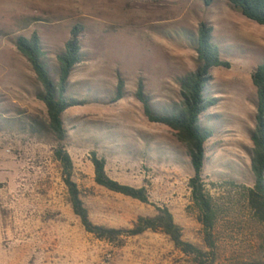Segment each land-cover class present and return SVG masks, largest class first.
Listing matches in <instances>:
<instances>
[{
	"label": "rangeland",
	"instance_id": "obj_1",
	"mask_svg": "<svg viewBox=\"0 0 264 264\" xmlns=\"http://www.w3.org/2000/svg\"><path fill=\"white\" fill-rule=\"evenodd\" d=\"M211 29L228 69L214 68L206 93L215 101L200 122L212 132L202 181L216 221L214 264H264V224L248 201L255 127L254 69L264 64V27L243 18L227 0H0V264H194L160 233L119 237L113 243L86 233L73 215L59 144L48 128L42 93L16 39L35 34L54 79L56 57L80 27L81 63L68 80L76 106L62 116L60 144L71 182L92 225L128 230L139 217L165 207L182 240L204 252L190 199L193 177L186 148L174 132L149 123L136 100L138 84L158 113L180 104L178 80L197 68L193 40ZM122 84V98L112 103ZM107 177L144 188L148 204L94 183L91 154Z\"/></svg>",
	"mask_w": 264,
	"mask_h": 264
},
{
	"label": "trees",
	"instance_id": "obj_2",
	"mask_svg": "<svg viewBox=\"0 0 264 264\" xmlns=\"http://www.w3.org/2000/svg\"><path fill=\"white\" fill-rule=\"evenodd\" d=\"M209 5L212 0H203ZM229 6L243 18L264 27V0H227ZM80 27L70 31V38L64 44V50L56 57L57 74L54 79L44 61L45 52L38 37L33 34L30 38H18L15 41L17 51L29 62L32 71L40 83L42 93L37 97L44 105L47 115L48 128L59 144L54 151V157L59 162L63 184L67 189L69 203L73 215L79 219L84 231L99 241L113 243L119 237H136L145 232L160 233L167 237L173 247L183 255L192 258L194 264H214L213 228L216 221L215 211L210 197L205 192L202 181V170L205 162V145L212 137V132L200 122L202 115L215 106V101L207 97L206 89L210 81V71L214 68L228 69L229 63L221 58L222 49L212 41L211 29L200 24L196 38L193 40L196 54V70L178 80L180 104L168 113H158L153 110L148 98L143 92V86L138 84L135 93L136 100L142 105L144 117L149 123L165 126L175 133L177 140L186 148L193 177L188 181L190 199L197 212L201 225L203 241L208 252H204L182 240L181 229L174 223L172 215L165 207H154L153 217H139L128 230H115L97 227L91 224L88 213L79 199L76 185L71 182L72 164L60 144L65 139L62 116L70 108L76 106L68 94V80L74 67L81 63L79 32ZM255 89V127L251 134L253 145L251 156V173L253 188L248 191L249 206L255 217L264 224V64L257 66L251 76ZM123 96L122 84L115 91L112 103ZM94 183L125 198L141 204H148L144 188L122 186L109 179L105 173V162L94 153L91 154Z\"/></svg>",
	"mask_w": 264,
	"mask_h": 264
}]
</instances>
